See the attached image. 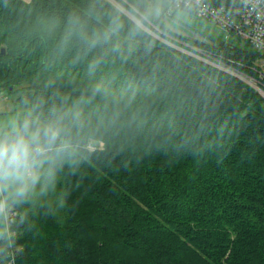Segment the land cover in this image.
Instances as JSON below:
<instances>
[{
    "label": "trees",
    "instance_id": "trees-1",
    "mask_svg": "<svg viewBox=\"0 0 264 264\" xmlns=\"http://www.w3.org/2000/svg\"><path fill=\"white\" fill-rule=\"evenodd\" d=\"M88 3L0 0V92L18 94V104L53 92L71 100L103 82L112 95H98L86 111L106 102L111 108L113 96L121 109L95 139L105 149L81 162L85 179L66 209L36 218L38 234L22 237L16 264H264V98L146 31L126 59L110 54L90 75L102 48L80 59L78 40L58 49L68 15ZM166 15L148 23L170 33ZM87 25L103 27L91 19ZM129 28L125 16L121 38ZM198 44L242 69L260 58Z\"/></svg>",
    "mask_w": 264,
    "mask_h": 264
},
{
    "label": "clouds",
    "instance_id": "clouds-1",
    "mask_svg": "<svg viewBox=\"0 0 264 264\" xmlns=\"http://www.w3.org/2000/svg\"><path fill=\"white\" fill-rule=\"evenodd\" d=\"M181 0H89L87 7L72 11L66 20L58 49L63 53L78 40L81 55L103 50L88 64L92 75L110 54L126 59L134 50L133 41L143 34L150 20ZM184 7L191 10L185 0ZM130 21L121 38L124 18ZM102 23L92 29L87 19ZM108 46V47H105ZM51 88L52 83L45 85ZM112 95L103 82L85 89L76 99L53 92L51 97L25 95L10 112L0 114V264H16L23 252L20 243L26 234H38L36 218L57 216L66 209L73 188L85 179L80 164L95 148L101 130L116 124L121 115L120 100L112 97L93 111L87 106L97 96Z\"/></svg>",
    "mask_w": 264,
    "mask_h": 264
},
{
    "label": "built area",
    "instance_id": "built-area-1",
    "mask_svg": "<svg viewBox=\"0 0 264 264\" xmlns=\"http://www.w3.org/2000/svg\"><path fill=\"white\" fill-rule=\"evenodd\" d=\"M236 1L239 7L230 9L226 6H216L209 0H187V3L191 6V10H187L184 7L185 0H181L179 8L173 7L171 11H167V15L170 16L174 10L179 9L191 11L200 17L216 22L229 35L244 40L263 59V64L255 61L251 68L258 74V80L230 68L213 57L203 56L199 49H192L180 42L177 43V40L180 39L175 36L174 39H177V42H174L167 32L164 33L159 29L154 31L148 25L145 31L166 46L239 78L264 96V90L256 83L260 82L259 80L264 81V0Z\"/></svg>",
    "mask_w": 264,
    "mask_h": 264
},
{
    "label": "rangeland",
    "instance_id": "rangeland-1",
    "mask_svg": "<svg viewBox=\"0 0 264 264\" xmlns=\"http://www.w3.org/2000/svg\"><path fill=\"white\" fill-rule=\"evenodd\" d=\"M170 16H171V19L175 23H178V24L186 27L187 29L194 31V32L200 34L201 36H203L204 38H206L211 43V44L209 43L208 45L218 46V45L222 44L225 46H230L236 50L253 51V53H254V55H256V57H260L258 55V53L255 52L244 40L239 39L236 36L229 35L226 30H224L219 24H217L214 21L200 17L191 11L182 10V9L174 10ZM147 25L150 29H152L154 31H157V29L161 30L160 28H158L154 24L148 23ZM161 31L166 33L163 30H161ZM169 37L172 38V40L174 42L178 41L177 43L180 42L182 45H185L186 47H190L192 49L193 48L199 49L200 52L203 54V56L213 57V58L221 61L223 64L229 66L230 68L235 69V70H237L243 74H246V75L252 77L253 79L258 80V74L251 69L252 65H243L244 69H242L241 67H236L233 64L226 62L221 57L222 56L221 51L216 52V51H213L209 48L199 46L198 42L192 41V40H189L186 38H181L180 40H177L178 38L174 39V37H171V36H169ZM256 61H258L260 64H263L262 58H258V59H256ZM228 75H230V74H228ZM230 76L234 77L232 75H230ZM234 78L243 82L242 80H240L237 77H234ZM259 81L260 82H256V83L264 90V81L263 82H261V80H259ZM247 86H249V85H247ZM249 87H251V86H249ZM251 88L254 91H256L255 88H253V87H251ZM256 92L259 93L258 91H256ZM261 96L264 98L263 95H261ZM17 98H18V94H16V93H9L6 91H1L0 92V114H6V113L10 112L16 105H18V103L16 101ZM104 149H105V142L102 140H95V148L91 152L103 151ZM234 238H235V236L232 237L231 239L233 240ZM225 245L227 246V243H225ZM235 246H236L235 244H231L229 249H228V247H227V249L224 248L225 250H227L225 255L223 256L224 259H227L229 257L230 252L232 250V247H235ZM255 259L257 262H260V257L258 255L255 256Z\"/></svg>",
    "mask_w": 264,
    "mask_h": 264
},
{
    "label": "water",
    "instance_id": "water-1",
    "mask_svg": "<svg viewBox=\"0 0 264 264\" xmlns=\"http://www.w3.org/2000/svg\"><path fill=\"white\" fill-rule=\"evenodd\" d=\"M163 21H164L165 27L171 33V34L170 33L169 34L172 37H174V35H176V36H179L181 38H186V39L196 41V42H200V43H204V44L210 43L206 38H204L200 34L194 32V31H191V30L187 29L186 27H184L178 23H175L171 19V16H169V15H166L164 17ZM2 51L5 52V49H3Z\"/></svg>",
    "mask_w": 264,
    "mask_h": 264
},
{
    "label": "crops",
    "instance_id": "crops-1",
    "mask_svg": "<svg viewBox=\"0 0 264 264\" xmlns=\"http://www.w3.org/2000/svg\"><path fill=\"white\" fill-rule=\"evenodd\" d=\"M25 1H30V0H25Z\"/></svg>",
    "mask_w": 264,
    "mask_h": 264
}]
</instances>
